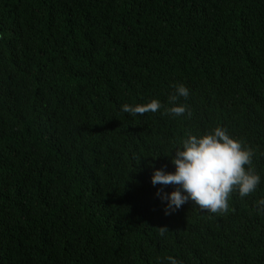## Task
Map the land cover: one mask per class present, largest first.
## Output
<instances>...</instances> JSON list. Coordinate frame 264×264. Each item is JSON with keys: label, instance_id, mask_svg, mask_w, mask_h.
Returning <instances> with one entry per match:
<instances>
[{"label": "trees", "instance_id": "obj_1", "mask_svg": "<svg viewBox=\"0 0 264 264\" xmlns=\"http://www.w3.org/2000/svg\"><path fill=\"white\" fill-rule=\"evenodd\" d=\"M176 84L190 117L120 111ZM216 126L259 185L164 215L152 168ZM259 199L264 0H0V264H264Z\"/></svg>", "mask_w": 264, "mask_h": 264}, {"label": "clouds", "instance_id": "obj_2", "mask_svg": "<svg viewBox=\"0 0 264 264\" xmlns=\"http://www.w3.org/2000/svg\"><path fill=\"white\" fill-rule=\"evenodd\" d=\"M189 89L183 84L173 86L167 97V107L157 99L144 104H122L120 111L129 116H138L147 112L169 117L191 116V110L180 99H187ZM170 157L173 171L163 167L152 168L149 182L156 185H172L173 190L164 193L157 189L154 196L162 205V212L168 215L181 205L190 203L197 211L222 214L229 210V194L235 191L241 198L254 192L260 183V175L250 167L254 150L239 139L231 137L224 127L216 126L202 134L185 133ZM255 211L264 213V199L256 201ZM163 235L165 228H159ZM168 264H179L171 256Z\"/></svg>", "mask_w": 264, "mask_h": 264}]
</instances>
